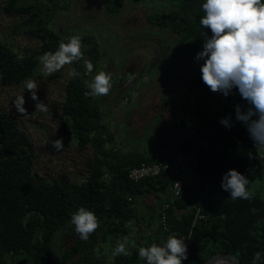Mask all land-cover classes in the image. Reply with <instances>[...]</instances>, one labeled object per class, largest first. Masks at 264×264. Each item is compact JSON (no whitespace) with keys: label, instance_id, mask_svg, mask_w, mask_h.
<instances>
[{"label":"trees","instance_id":"1","mask_svg":"<svg viewBox=\"0 0 264 264\" xmlns=\"http://www.w3.org/2000/svg\"><path fill=\"white\" fill-rule=\"evenodd\" d=\"M171 1L174 3L168 12H153L146 16V22L176 35L180 42L178 58L194 61L196 53L203 49L205 33L211 36L210 29L199 22L206 0ZM69 3L70 0L63 3L7 0L3 10L16 15L27 12L29 18L23 22L22 32L45 38L41 53L55 52L59 42H67V38L53 32L49 21L55 12L67 11ZM121 5L119 0L104 1L108 15L119 14ZM82 51L94 66L93 74L100 56L99 45L84 36ZM37 54L18 58L0 42L2 85L23 84L34 76L39 66ZM77 66V71L83 68L84 75L80 73L67 82L61 118L68 123V135L75 139L79 149L88 146L92 149L90 175L82 185L70 183L66 178L54 182L38 178L33 172V151L28 137L11 114L0 112V264H17L25 259L26 264H106L93 256L96 245L105 242L107 236L130 238L128 224L140 221L142 214L138 200L149 195L158 201L152 220L159 223L152 230L154 235L142 246L159 244L160 240L164 242L169 235H175L185 240L187 246V259L182 264H203L217 253L233 255L241 264H252L257 251L262 257L257 264H264V199L252 191L253 199L233 200L221 188L223 174L230 169L245 175L249 184L256 182L261 173L260 147L255 146L246 127L234 118L231 135L219 123L221 118L235 113L237 104L244 111L249 107L238 90L233 88L227 97L212 92L203 83L199 67L197 76L182 83L197 98L189 110L178 148L171 153L121 150L116 147L113 133H108L103 124L96 97L85 95L90 91L86 83L90 75L83 64ZM161 85L165 92L175 89L171 72L162 77ZM155 154L160 160L176 155L187 157L189 179L180 197L171 199V182L166 173L138 182L128 178L130 169L152 163ZM166 203L167 231L160 223L161 206ZM80 207L94 212L99 222L87 241L80 239L70 222ZM199 215L205 220L199 221ZM62 233L68 242L59 251L55 241ZM139 239L130 238L136 243ZM111 264H146V261L140 260L137 248H133L127 256H115Z\"/></svg>","mask_w":264,"mask_h":264},{"label":"rangeland","instance_id":"2","mask_svg":"<svg viewBox=\"0 0 264 264\" xmlns=\"http://www.w3.org/2000/svg\"><path fill=\"white\" fill-rule=\"evenodd\" d=\"M6 1L0 0V42L10 48L18 58L38 53L39 59L44 54L40 49L45 38L24 34L22 24L29 18V14L6 13L3 10ZM119 1L122 4L121 10L113 16L107 15L103 7L101 8V3L97 8L92 3L93 0H70L67 11L52 14L50 29L67 39L71 35L88 36L98 43L100 56L97 69L86 77V81H90L101 70L111 75L112 86L109 94L96 97V100L103 113V124L106 125L108 133H113L116 147L121 150L137 149L144 153H171L178 148L185 134L187 116L197 98L182 83L198 75V68L203 61H184L178 58L176 52L180 42L177 36L165 29L148 26L145 20V16L153 12H168L174 1L164 0L162 5L153 0ZM148 6L152 8L148 9ZM129 16L132 20L128 24ZM133 22L136 27L131 26ZM136 29L145 32L142 35V31ZM82 64L83 61L65 65L53 73L56 76H45L39 62L38 70L31 79L37 83V95L47 106V111L35 110L36 102L31 99L24 84L2 85L0 75V112L11 114L28 137L33 151V172L42 180L54 182L59 178H66L70 183L82 185L90 175L92 149L88 146L80 150L75 139L68 135V123L61 118L65 87L74 78L68 73L71 69L77 71V65ZM78 72L84 75L83 68ZM169 72L173 75L175 89L165 92L161 79ZM20 95H24L26 101L25 115L18 114L12 105L13 100ZM57 139H62V149L58 150L53 146L52 141ZM260 164L259 179L247 187L264 199V159L260 160ZM157 202L154 195L138 200V210L142 212L140 219L145 218L146 226L152 223L153 227L148 224L150 229L139 231L141 222L128 224L131 228V239L137 233V236H141L136 248L154 235L152 230H156L159 222L152 220V212ZM64 234L56 239V250L62 251L68 242ZM118 239L122 237L107 236L105 242L96 245L93 256L111 264ZM162 243L163 240H160L159 244ZM133 248L129 244L127 251L130 253Z\"/></svg>","mask_w":264,"mask_h":264},{"label":"clouds","instance_id":"3","mask_svg":"<svg viewBox=\"0 0 264 264\" xmlns=\"http://www.w3.org/2000/svg\"><path fill=\"white\" fill-rule=\"evenodd\" d=\"M204 15L200 24L210 29L211 36L205 33L203 49L196 53V61H204L200 66L201 79L212 91L227 97L236 88L241 98L247 101L246 111L235 106L236 120L247 129L255 146L264 147V0H206L202 4ZM83 61L86 74L91 75L93 64L85 58L82 51V37L71 35L67 42L61 40L55 52L48 51L39 57L42 73L45 76L61 70L65 65ZM80 73L71 69L70 77ZM90 91L86 96L108 95L111 89V75L99 71L87 81ZM24 87L35 101L36 111H47V106L37 95L38 85L31 79L23 81ZM24 95L13 100V107L20 115L27 114ZM219 123L227 128L233 125L229 117L221 118ZM58 150L63 148L62 139L52 141ZM249 179L235 169L223 174L221 188L230 193L231 199L250 200L254 193L248 189ZM257 211L256 209L252 210ZM71 224L80 239L87 241L99 227L94 212L80 207L71 216ZM185 240L169 235L162 244L137 248L138 258L146 264H182L187 259ZM136 248V242L128 236L118 239L113 256L129 255L127 246ZM261 253L254 254L252 264L261 260Z\"/></svg>","mask_w":264,"mask_h":264},{"label":"built area","instance_id":"4","mask_svg":"<svg viewBox=\"0 0 264 264\" xmlns=\"http://www.w3.org/2000/svg\"><path fill=\"white\" fill-rule=\"evenodd\" d=\"M67 0H60L61 3ZM259 158L261 160L264 159V147H260V155ZM187 164V157L184 156H174L170 158H165L163 160L159 159V156L155 154L154 161L152 163H141L139 166L134 167L129 170L128 178L133 182H138L139 180L145 178H157L160 177L163 173H166L168 176L171 187H170V197L171 199H175L180 197L182 190L184 189L186 183L188 182L189 176L185 171L183 166ZM168 208V204H163L160 210V223L163 230L167 231L166 225V209ZM199 221L205 220V217L199 215L197 217Z\"/></svg>","mask_w":264,"mask_h":264},{"label":"water","instance_id":"5","mask_svg":"<svg viewBox=\"0 0 264 264\" xmlns=\"http://www.w3.org/2000/svg\"><path fill=\"white\" fill-rule=\"evenodd\" d=\"M236 118L235 113L230 116V120L232 121ZM227 128V127H226ZM228 132L233 135V132L230 128H227ZM17 264H26V260H21ZM203 264H241L237 257L227 254V253H217L208 258Z\"/></svg>","mask_w":264,"mask_h":264},{"label":"crops","instance_id":"6","mask_svg":"<svg viewBox=\"0 0 264 264\" xmlns=\"http://www.w3.org/2000/svg\"><path fill=\"white\" fill-rule=\"evenodd\" d=\"M104 1L105 0H102V2H98L97 0H93V4L95 3V5H96V7L98 8V5L101 3V8L103 7V9H104ZM155 3H157L158 5H162V2L164 1V0H158V1H156V0H153ZM161 2V3H160ZM167 2H169V0L167 1ZM141 5V4H140ZM92 6V5H91ZM141 7H144V5L142 6L141 5ZM144 8H146V7H144ZM152 8V6H148V9H151ZM141 9H143V8H140V10ZM104 11H105V9H104ZM108 15V14H107ZM90 16H92L91 15V13H90ZM114 16V15H113ZM147 16V15H146ZM146 16H145V20H146ZM94 17L92 16V19H93ZM132 17L131 16H129L128 18H127V22H128V24L130 23V21L132 20L131 19ZM134 19V18H133ZM92 21V20H91ZM135 21V20H134ZM132 27H136V25H135V22H133V24L131 25ZM148 26H150L149 24H148ZM153 27V26H152ZM137 31H142V35H143V33L145 32V31H143V30H141V29H136ZM141 35V34H140ZM142 39V38H141ZM187 166V167H186ZM186 166L184 165L183 166V168L185 169V171L187 172V169H188V164H186ZM141 222V227H140V225L138 226V228H140V230L139 231H141V229L143 230L144 228H146V229H150V227H148V224H147V226H146V219L145 218H143V219H140V221H139V223ZM135 223V222H134ZM152 224V223H151ZM151 224H149V225H151ZM152 226V225H151ZM143 227V228H142ZM153 227V226H152ZM151 227V228H152ZM135 229H136V227H135ZM137 235H139L138 233L136 234V237H141V236H137Z\"/></svg>","mask_w":264,"mask_h":264}]
</instances>
